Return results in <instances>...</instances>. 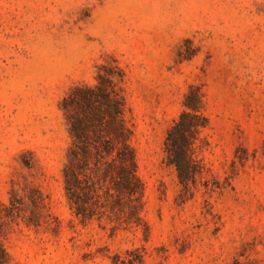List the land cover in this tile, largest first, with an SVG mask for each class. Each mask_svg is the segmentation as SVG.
I'll return each instance as SVG.
<instances>
[{
  "label": "rangeland",
  "instance_id": "374dc122",
  "mask_svg": "<svg viewBox=\"0 0 264 264\" xmlns=\"http://www.w3.org/2000/svg\"><path fill=\"white\" fill-rule=\"evenodd\" d=\"M113 64L144 187L140 228L81 222L64 189L60 103ZM190 86L208 126L182 196L164 141ZM25 183L55 223L14 224L9 264H264V0H0V202Z\"/></svg>",
  "mask_w": 264,
  "mask_h": 264
},
{
  "label": "trees",
  "instance_id": "16d2710c",
  "mask_svg": "<svg viewBox=\"0 0 264 264\" xmlns=\"http://www.w3.org/2000/svg\"><path fill=\"white\" fill-rule=\"evenodd\" d=\"M123 81L118 65L102 66L94 85L76 86L60 103L69 135L63 166L69 209L83 223L96 221L112 230L144 226V187L124 119ZM203 97L200 87L190 86L164 141V160L174 167L182 196L201 173L194 151L199 134L208 126ZM20 221L30 228L55 223L45 196L34 184H13L8 202H0V264H9L3 239ZM120 263L126 264L117 256L114 264Z\"/></svg>",
  "mask_w": 264,
  "mask_h": 264
}]
</instances>
